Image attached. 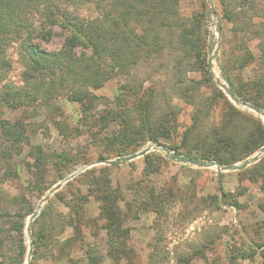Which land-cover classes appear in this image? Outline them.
Masks as SVG:
<instances>
[{
  "label": "rangeland",
  "instance_id": "1",
  "mask_svg": "<svg viewBox=\"0 0 264 264\" xmlns=\"http://www.w3.org/2000/svg\"><path fill=\"white\" fill-rule=\"evenodd\" d=\"M60 1L51 0V3H55L61 11L65 10L71 20H90L97 16L92 2L75 0L74 4L60 5ZM212 2L215 14L210 17V21L206 20L205 0H180L179 9L184 17L204 13L206 61L210 56L214 78L211 80L215 84L217 81L230 88L229 77L222 75L220 62L222 51L226 47L225 42L229 43L231 40L228 32L231 24L220 19L218 0ZM257 14H260L259 10ZM253 16V20L260 21V15ZM30 18L31 30H35L32 31L31 39L20 38L11 41L7 47L10 68L0 74V102L5 86L25 88L33 94L42 91V81L36 79L40 76L31 71L25 74L22 56L25 49L22 43L30 41L46 53H62L65 49V39L70 35L68 29L48 21L41 25L42 17L37 13L32 12ZM37 32L42 35H36ZM257 44L256 39L249 42L254 54L258 53ZM69 54L73 62L71 69L74 67L75 72L63 68L67 65L66 53L63 54L66 59L63 55L51 59V65L56 70L55 76L66 79L59 93H53L50 97H38L35 102L18 107L1 105L3 101L0 103V119L20 123L25 130L20 150H14L16 156L13 161L18 175L3 179L2 174L7 168L0 164V190L8 195H25L26 202L34 212L41 198L52 186L71 176L50 195V206L47 210L45 208L48 200L41 205L35 217H38L35 226L32 225L35 218L32 221L31 243L33 230L35 236L44 235L39 241L40 247L33 264H93L88 259L90 256L96 260L94 264H116L109 253V249L114 246L110 247L108 243L104 229L106 220L99 215L100 202L97 196L102 194L105 183L120 196L117 202L123 212V226L129 228L126 238L129 258L121 259L119 264H147L154 252L157 257L155 264H264V193L260 179L253 176L255 170H250L254 163L236 171H218L215 167H197L188 162L167 158L161 150H151L146 153L149 155L147 159L143 155L111 165L92 164L96 160L107 159H100L99 155L109 152L105 138L111 136L117 128L115 121L111 119L112 111L132 109L144 97L142 93H137L134 97L130 95L127 98L128 90L132 92L139 87L160 89L162 92L154 109L156 114L162 113L163 103L170 101L180 110L179 132L189 124L190 106L176 99L169 89L174 72L169 68L171 58H139L134 65L110 78L100 88L90 89L81 84L80 76L82 67L89 64L90 51L78 46L71 49ZM54 63H59L61 67L58 68ZM213 70L218 73V78L214 77ZM42 76L46 78V75ZM189 76L198 78L200 75L192 72ZM225 78L228 79L227 82ZM72 90L88 91L89 98L83 102L72 101ZM255 115L264 123L262 117ZM171 138L170 141H164V145L148 141L136 147L135 151H128L123 155L111 154L108 159L137 152L153 143L172 150L170 145L176 142V137ZM36 147L41 149L39 154L36 153L39 164L34 163L29 155L30 150ZM263 157L264 155L260 159ZM148 173L150 175L146 176ZM137 185L142 190V195L138 194L142 196L138 197L142 202H146L143 196L144 191L149 189L148 185L156 192L167 187L174 191L175 198L170 204L171 207L166 210V222L162 221V227L154 225L155 214L142 209V206L139 205L140 209L133 212L139 202L133 194ZM42 187L47 189L39 194ZM221 191L229 193L230 196L221 199ZM76 192L86 195V200L75 201L73 198ZM231 200L237 201L238 205L233 206ZM77 202L80 205L82 203L77 208L78 214L74 208L67 207ZM126 203L130 204L132 210L126 207ZM43 210L46 212L40 216ZM30 214L24 221L26 255L29 250L26 226ZM68 219L78 227L79 233L68 226ZM67 238L71 239L69 245ZM62 247H65L66 252L62 251ZM33 249L32 243V253ZM240 252L248 257L242 259ZM32 253L28 264L31 262ZM26 255L23 264H26Z\"/></svg>",
  "mask_w": 264,
  "mask_h": 264
},
{
  "label": "trees",
  "instance_id": "2",
  "mask_svg": "<svg viewBox=\"0 0 264 264\" xmlns=\"http://www.w3.org/2000/svg\"><path fill=\"white\" fill-rule=\"evenodd\" d=\"M77 1L92 2L97 16L90 20H71L69 14L65 10L61 11L51 0H0L1 75L10 68L6 51L11 41L20 38L31 39L32 31H35L31 30L32 12L42 17L41 25L48 21L70 31L62 53H46L30 41L22 43L25 49V52H22L25 74L29 71L36 72L40 76L36 79L42 81V91L33 94L25 88L5 86L1 105L18 107L21 104H31L38 97H50L53 93H59L66 79L55 76L56 70L51 65V59L66 53L67 65L63 68L73 72L69 51L78 46L88 49L91 53L89 64L83 66L80 73L81 84L90 89L100 88L110 78L134 65L139 58L157 60L168 57L171 58L169 68L174 71L169 89L176 99L190 106L189 124L179 132L180 110L170 101L164 102V111L156 114L154 109L162 92L160 89L139 87L132 92L128 90L127 98L130 95L134 97L137 93H142L144 97L139 99L132 109L112 111L111 119L115 121L117 128L111 136L105 138L109 152L99 155L100 159H108L111 154L123 155L128 151H135L136 147L148 141L164 145L163 142L172 140L173 136L176 137V142H172L170 147L175 153L192 159L214 160L221 164L240 162L264 145L262 120L254 112L235 106L207 74V38L203 12L191 17L182 16L179 9L180 0ZM59 3L66 5L76 2L61 0ZM217 5L220 19L231 24L228 30L231 40L229 43L225 42L226 47L222 51L221 73L224 77H229V89L236 98L264 110V0H218ZM258 10L260 14H257ZM253 15H260V21L253 20ZM36 35L41 36L42 33L37 32ZM254 39L258 41L256 54L252 53L249 45ZM63 58L66 59V56L63 55ZM54 65L61 67L59 63ZM192 72L200 76H189ZM213 72L214 77L218 78L216 70ZM42 74L46 75V78H43ZM71 94L70 99L76 102L89 98L88 91L72 90ZM24 138L25 130L22 124L0 119V164L7 168L2 174L3 179L6 176L18 175L13 161L16 156L14 150H20ZM39 150L41 149L36 147L29 152L36 164L40 163L36 154H39ZM143 157L147 159L149 155L145 154ZM253 169V176L260 179L264 193V157L252 164L250 170ZM105 185L102 194L97 196L100 202L99 215L106 220L104 229L108 243L110 247L114 246L109 249V253L115 263L119 264L121 259L129 258L126 245L129 228L123 226V212L117 202L120 196L110 189L107 183ZM148 186L149 189L144 191L143 196L146 202L139 201L142 190L138 185L136 191L133 190L135 199L139 201L133 212L140 209L139 205L142 206V209L155 214L154 225L162 227L161 223L166 222V210L174 201L175 193L171 187L156 192L153 187ZM141 188L144 189V186L141 185ZM46 189L47 187H42L39 194ZM220 194L221 199L230 196L224 191ZM73 199L85 201L86 195L76 192ZM231 201L233 206L238 205L237 201ZM81 205L77 202L66 206L74 208L78 214L77 208ZM125 205L132 210L129 203ZM49 206L50 199L46 202L45 209ZM45 212L43 210L40 216ZM30 213L32 207L26 202L25 195H8L0 190V264H23L26 255L24 221ZM37 220L38 217L34 219L33 226L37 224ZM68 226L79 233L78 227L71 224V221ZM43 238L44 235L35 236L34 230L32 231L34 249L30 264H33L40 247L39 241ZM67 239L69 245L71 239ZM65 247H62L64 252ZM240 257L245 259L248 256L240 252ZM88 259L90 263H96L91 256ZM156 262L154 252L147 264Z\"/></svg>",
  "mask_w": 264,
  "mask_h": 264
},
{
  "label": "water",
  "instance_id": "3",
  "mask_svg": "<svg viewBox=\"0 0 264 264\" xmlns=\"http://www.w3.org/2000/svg\"><path fill=\"white\" fill-rule=\"evenodd\" d=\"M205 6L207 8L206 11V20L210 21V17L212 15L215 14L214 12V7H213V2L212 0H205ZM210 52V50H208ZM206 70H207V74L208 76L214 80L213 78V74L211 72V59L210 56L207 57V61H206ZM225 82L228 81L227 78L224 79ZM216 84L224 91V93L229 97V99L237 106L240 107H244L247 108L251 111H253L255 114L259 115L260 117H262L264 119V110L250 102H246L243 100H240L238 98H236L230 91L229 87L226 86L225 84H222L220 82L215 81ZM151 150H161L165 152V156L167 158H172L174 160L180 161V162H188L191 164H194L197 167H203V168H208V167H215L218 171H236L239 170L245 166H248L252 163L257 162L260 157L262 155H264V145L261 146L252 156H249L247 158H245L244 160L240 161L239 163H234V164H221L217 161L214 160H200V159H192L189 157H185L183 155H179L175 152H173L172 150H170L169 148H165V147H160L158 144L153 143L151 145L146 146L145 148L137 151V152H133L131 154H127L125 156H121V157H117L114 159H104V160H96L94 161L92 164H97V163H106L108 165L111 164H115L118 162H124V161H128V160H132L138 157H141L143 155H145L146 153H148ZM71 176L61 180L60 182L56 183L54 186H52L47 194L45 196H43L41 198V200L39 201L36 210L34 212H32L28 218V223L26 226V234L28 235L29 238V250L27 252L26 255V264L29 263L30 257H31V253H32V243L30 241V234H31V224L33 219L36 217L41 205L46 202L48 200V198L50 197V195L55 192L56 190H58L62 183L68 179H70Z\"/></svg>",
  "mask_w": 264,
  "mask_h": 264
},
{
  "label": "bare ground",
  "instance_id": "4",
  "mask_svg": "<svg viewBox=\"0 0 264 264\" xmlns=\"http://www.w3.org/2000/svg\"><path fill=\"white\" fill-rule=\"evenodd\" d=\"M211 20V19H210Z\"/></svg>",
  "mask_w": 264,
  "mask_h": 264
}]
</instances>
